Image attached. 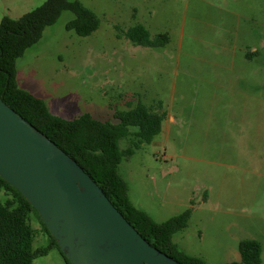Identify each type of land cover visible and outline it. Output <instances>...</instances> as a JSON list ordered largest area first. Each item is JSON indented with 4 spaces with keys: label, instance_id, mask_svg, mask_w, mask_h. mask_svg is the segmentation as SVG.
Returning <instances> with one entry per match:
<instances>
[{
    "label": "rangeland",
    "instance_id": "obj_1",
    "mask_svg": "<svg viewBox=\"0 0 264 264\" xmlns=\"http://www.w3.org/2000/svg\"><path fill=\"white\" fill-rule=\"evenodd\" d=\"M45 0H0V21ZM99 17L88 35L63 10L16 61L19 85L72 119L115 121L139 101L166 113L162 130L118 165L132 202L163 221L189 208L173 239L209 264L240 259L256 239L264 264V0H80ZM137 23L164 46L119 36ZM120 147L127 146L121 139ZM33 246L50 237L34 212ZM33 264H67L57 247Z\"/></svg>",
    "mask_w": 264,
    "mask_h": 264
},
{
    "label": "trees",
    "instance_id": "obj_2",
    "mask_svg": "<svg viewBox=\"0 0 264 264\" xmlns=\"http://www.w3.org/2000/svg\"><path fill=\"white\" fill-rule=\"evenodd\" d=\"M66 9L75 14L67 22V29L88 35L98 28L99 17L80 0H45L17 18L3 16L0 21V96L72 156L154 246L183 264H209L203 257L181 249L173 239L177 231L187 226L190 209L163 221L155 220L132 202L128 184L118 171L124 156L132 155L135 148L151 142L162 130L165 112L139 101L127 109L117 110L115 121L97 119L89 112L67 119L53 113L43 97L19 85L17 59ZM118 35L127 37L135 45L151 47L164 46L169 41L168 32L151 35L141 23L120 30ZM121 139L128 142L123 149L119 144ZM31 212L37 215L50 237L46 246H33L35 229L30 223ZM53 247L59 249L67 264H72L60 250L36 208L0 175V264H33L36 256L48 253ZM261 250L258 240L243 239L239 242L240 259L224 264H257L261 261Z\"/></svg>",
    "mask_w": 264,
    "mask_h": 264
},
{
    "label": "water",
    "instance_id": "obj_3",
    "mask_svg": "<svg viewBox=\"0 0 264 264\" xmlns=\"http://www.w3.org/2000/svg\"><path fill=\"white\" fill-rule=\"evenodd\" d=\"M0 175L72 264H183L143 237L72 156L1 96Z\"/></svg>",
    "mask_w": 264,
    "mask_h": 264
},
{
    "label": "crops",
    "instance_id": "obj_4",
    "mask_svg": "<svg viewBox=\"0 0 264 264\" xmlns=\"http://www.w3.org/2000/svg\"><path fill=\"white\" fill-rule=\"evenodd\" d=\"M191 254V253H190ZM194 255V254H193ZM239 260V259H238Z\"/></svg>",
    "mask_w": 264,
    "mask_h": 264
}]
</instances>
